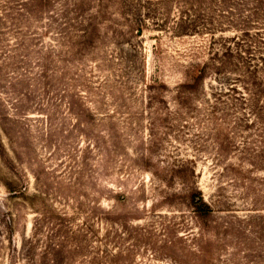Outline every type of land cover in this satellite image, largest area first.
Listing matches in <instances>:
<instances>
[{
	"label": "rangeland",
	"instance_id": "obj_1",
	"mask_svg": "<svg viewBox=\"0 0 264 264\" xmlns=\"http://www.w3.org/2000/svg\"><path fill=\"white\" fill-rule=\"evenodd\" d=\"M54 32L0 24V264H264L263 174L210 107L234 75L178 92L211 38L162 36L161 61L150 28L81 53Z\"/></svg>",
	"mask_w": 264,
	"mask_h": 264
},
{
	"label": "trees",
	"instance_id": "obj_2",
	"mask_svg": "<svg viewBox=\"0 0 264 264\" xmlns=\"http://www.w3.org/2000/svg\"><path fill=\"white\" fill-rule=\"evenodd\" d=\"M0 18L17 30H53L54 41L74 53L100 50L107 42L130 45L150 28L157 32L153 55L161 61L162 36L210 37L207 61L181 67L178 92L196 94L210 74L234 75L226 90L212 93L210 107L223 104L220 125L235 127L236 139H250L241 143L239 166L248 163L262 173L251 184H264V0H0ZM164 87L155 81L146 89ZM191 202L201 215L210 211L200 196Z\"/></svg>",
	"mask_w": 264,
	"mask_h": 264
}]
</instances>
